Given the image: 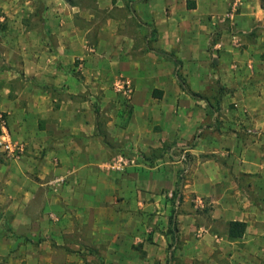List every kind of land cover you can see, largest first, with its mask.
I'll return each mask as SVG.
<instances>
[{"label":"crops","instance_id":"obj_1","mask_svg":"<svg viewBox=\"0 0 264 264\" xmlns=\"http://www.w3.org/2000/svg\"><path fill=\"white\" fill-rule=\"evenodd\" d=\"M50 1L0 0V109L8 114L10 136L26 148V154L0 163V264L74 260L49 251V223L62 230L52 237L56 244L79 224L95 242L113 237L107 243L115 248V237L128 226V214L119 211L116 200L128 201L121 188L129 176L100 168L110 148L126 144L167 148L166 159L157 157L151 167L130 175L134 208L143 209L144 190H176L181 205L169 210L166 231L173 212L174 239L169 236L178 243L183 264H264V147L241 135L260 126L252 117L264 115V0H167L165 30L148 49L167 59V73L155 75L144 93L147 78L137 76L128 101L119 92L124 82L108 71V65L122 64L111 56L115 31L107 33L109 40L99 38L86 48L78 38L64 40L66 31L58 24L48 29L43 23L39 32L25 25L36 18L32 2L42 22L51 18ZM70 9L72 15L79 12V6ZM179 21L188 25L182 32L176 29ZM71 32L78 37L77 28ZM64 50L83 59L82 78L57 68V52ZM27 64L38 73L42 94L26 87L12 90L10 69ZM177 67L183 70L182 85L201 100L172 77ZM2 68L9 69L4 76ZM115 79L112 90L108 85ZM62 86L65 91L57 90ZM207 92H214L218 112L209 107ZM218 113L220 123H215ZM234 114L246 118L241 123ZM27 116L33 120L31 130ZM228 222L244 224L241 237L227 238Z\"/></svg>","mask_w":264,"mask_h":264},{"label":"rangeland","instance_id":"obj_2","mask_svg":"<svg viewBox=\"0 0 264 264\" xmlns=\"http://www.w3.org/2000/svg\"><path fill=\"white\" fill-rule=\"evenodd\" d=\"M109 1L110 0H51L46 8L49 15L52 13V16L43 22L39 19L40 10L38 5L32 2L31 5L35 7L34 12L36 18L25 21V25L39 32L38 30L43 23L46 24L45 26L48 29H55V26L58 24V27H63L66 31L65 33L67 36H65L64 40L70 37L73 39L78 38V41H82L86 48L93 46L99 38L109 40L110 36L107 35V33L111 30L115 31L118 36L116 45L114 46L115 51L111 52V56L112 58L118 56L119 58H117L123 65L121 64V67L117 69H115L113 64L112 69L111 66L108 65V68H110L108 71L109 75L117 76L121 83L124 82L119 92L123 96V100L128 101L133 92L132 80L137 76L141 74V76L147 78L146 83L144 85L142 84L144 89L141 92L144 93L151 89V81L153 78L157 75L162 77V71L165 74L167 73V61H165L167 59L165 57L164 60H161L162 58H157L155 55H152V53H149L148 49H151L153 43L157 40V33H162L165 30L166 26L163 24L162 17H167L169 4L167 0H120L121 3L118 2V4L116 3L117 0H112L109 5ZM73 5L79 6V12L73 13L72 15L70 6ZM55 17H58V20ZM179 23L180 21L176 25L177 31L182 32L183 29L188 27L187 23L183 21ZM73 26L79 31L78 37L71 32ZM32 41L34 40L32 39ZM127 45H131V47L124 49ZM118 46L121 49L116 51V47ZM66 52V50L57 52L59 55V64L57 68L59 71L68 72L71 77L76 79L77 77L82 78L84 73L83 70H87L86 66L84 67L83 65L78 68L83 59L78 60L71 58L70 56L72 55ZM38 54H40V52ZM19 55L23 57L21 53H19ZM160 60L162 62L159 67H157V61ZM2 69L1 72H3V74L1 75L4 76L7 74L4 73V71L9 69ZM115 70H118V73L115 72ZM119 72H121L120 75ZM9 73V77H13V82L11 84L13 91H19L26 87L24 90H28V92L33 95L42 94V92H44L43 85H40L39 82L38 73L31 69L28 64L27 66L22 65L21 67L17 66L12 68ZM172 77L176 79L179 85L183 84V70L179 67L176 68L175 76L173 75ZM117 81L118 80L115 79L108 87L112 90L115 89L117 87L115 84ZM66 86L68 85L66 84ZM260 88L264 91V85H260ZM57 90L65 91L63 86L57 88ZM11 94L8 93V95ZM206 95L210 97L207 101L209 107L218 112L219 106L218 101L213 97L214 92H207ZM228 107H231L230 104ZM262 107L264 110V102L262 103ZM0 115L4 118L8 129L7 112L0 109ZM220 117L218 113L214 118L215 123H220L218 120ZM244 118H246V116H244ZM244 118L235 114L233 116V119L241 121V123ZM252 118V122H258L260 126L250 131L244 130L241 135L261 143L260 145L264 147V115L254 116ZM25 120L27 129L31 130L34 127L32 118L27 116ZM201 126L202 124L199 125V128ZM156 129V127H153V131H156ZM196 134L197 130H195V135ZM195 135L193 134V138ZM13 141L17 142L15 140ZM34 149L35 148H32L33 152ZM166 153L167 148L164 147L157 150L153 148L141 149L131 144L123 145V147L117 149H109L107 159L100 169L118 173L125 172L129 176L128 180L121 188L122 197H126L128 201L124 204L121 203L122 198L119 199L120 196H117L118 198L116 200L119 205L121 204L122 206L119 211H126L128 214V226L126 231H123L124 235L115 237L114 247L116 249L109 247V241L113 237L101 236L99 237L100 242H95L96 240L94 238L85 236L87 234V229L79 224H76L73 230L69 228L72 232H64L61 234V241L59 244H56L52 237H56L58 232L60 233L62 230L56 228L57 224L54 225V223H49V232L47 234V238L50 242L49 251L55 252V254L62 251L65 254L73 255L74 260L68 262L69 264H124L126 261H128V264H136L135 257L141 260L138 264H183L177 256L179 255L178 243L170 240L169 232L168 230L166 231V218L169 214V210L177 211L181 205V197L177 195L176 190L173 192H169L167 188H160L158 191L144 190L142 195L144 204L143 209L135 210L134 208L135 182L133 180L134 178H130V175H134L135 171H139L141 168L146 170V167H151L154 159L157 157L166 159ZM172 153L176 155V153L180 152L173 151ZM262 153L264 157V149H262ZM24 154H26V148L24 146L23 151L16 158L9 157L0 152V163L6 164L9 160L17 159ZM142 165L144 167H142ZM146 178L147 174L144 175V181ZM165 178L167 180V175ZM178 181L179 179H177V183ZM135 213L137 214L136 216ZM135 236H137L139 240H136ZM36 242H39V239H37ZM36 244L37 243L33 242V246ZM55 263L56 262L53 264ZM58 263L61 264V262Z\"/></svg>","mask_w":264,"mask_h":264},{"label":"trees","instance_id":"obj_3","mask_svg":"<svg viewBox=\"0 0 264 264\" xmlns=\"http://www.w3.org/2000/svg\"><path fill=\"white\" fill-rule=\"evenodd\" d=\"M156 53L160 54L159 52H156ZM166 56H168V55H166ZM173 64L176 67V66H178L179 63L177 61L173 60ZM181 88L190 97H192L194 99H200L201 100V97L199 95L191 93L190 91L185 89V87L182 84H181ZM168 229H169V232L171 234V237L174 239L175 228H174L173 212L171 213V215L169 217V228ZM243 231H244V224L243 223H240V222H228L227 223V238L229 240L241 237Z\"/></svg>","mask_w":264,"mask_h":264},{"label":"built area","instance_id":"obj_4","mask_svg":"<svg viewBox=\"0 0 264 264\" xmlns=\"http://www.w3.org/2000/svg\"><path fill=\"white\" fill-rule=\"evenodd\" d=\"M22 151L23 145L14 142L11 139L6 122L0 115V152L6 154L9 157L16 158Z\"/></svg>","mask_w":264,"mask_h":264}]
</instances>
